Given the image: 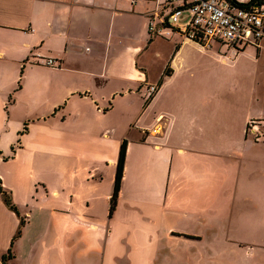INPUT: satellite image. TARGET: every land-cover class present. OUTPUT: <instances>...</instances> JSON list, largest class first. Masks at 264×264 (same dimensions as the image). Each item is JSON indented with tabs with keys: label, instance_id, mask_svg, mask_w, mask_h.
<instances>
[{
	"label": "crops",
	"instance_id": "crops-1",
	"mask_svg": "<svg viewBox=\"0 0 264 264\" xmlns=\"http://www.w3.org/2000/svg\"><path fill=\"white\" fill-rule=\"evenodd\" d=\"M168 8L0 0V178L18 210L0 192V264L9 250V264H164L172 240L217 229L194 221L231 214L253 161L249 121L264 117V48L230 47L214 73L191 70L176 41L190 13L163 27ZM160 38L168 47L152 72Z\"/></svg>",
	"mask_w": 264,
	"mask_h": 264
},
{
	"label": "rangeland",
	"instance_id": "rangeland-1",
	"mask_svg": "<svg viewBox=\"0 0 264 264\" xmlns=\"http://www.w3.org/2000/svg\"><path fill=\"white\" fill-rule=\"evenodd\" d=\"M176 34L178 46H182L178 63L188 64L191 70L200 63L206 74L220 69L212 64V58L216 60L221 57L230 49L228 45L214 43L208 49L178 31ZM182 37L186 39L180 41ZM166 47V40L160 38L148 53L152 72L161 62L159 54L165 53ZM182 57L187 61H182ZM231 81L236 82L237 77L233 76ZM250 128L247 127L249 135L246 137L253 143L245 152L248 155L249 151L253 161L248 162L246 173L242 174L240 189L231 205V214L226 219L207 220L203 225L194 221L192 224L202 228L209 226L217 229L201 234L203 239L199 241H186L183 238L172 240L168 252L172 259L164 264H264V126L258 127L255 132ZM258 130L259 138L256 140ZM184 223L189 226L187 220Z\"/></svg>",
	"mask_w": 264,
	"mask_h": 264
},
{
	"label": "built area",
	"instance_id": "built-area-1",
	"mask_svg": "<svg viewBox=\"0 0 264 264\" xmlns=\"http://www.w3.org/2000/svg\"><path fill=\"white\" fill-rule=\"evenodd\" d=\"M169 14L161 20L163 27L178 25L184 13H190L188 21L183 26L184 34L201 45L212 48L213 43L222 42L229 48L241 50L250 46L264 48V4L253 2L248 6L243 2L233 0H165ZM151 33L156 32L151 26ZM39 62L51 67L54 59L43 58ZM158 90L157 85L148 87L147 95L152 97ZM262 126L259 120H250L248 127L254 132ZM154 133L160 134L162 126L157 125ZM256 133V140L259 138ZM264 132V131H263Z\"/></svg>",
	"mask_w": 264,
	"mask_h": 264
},
{
	"label": "trees",
	"instance_id": "trees-1",
	"mask_svg": "<svg viewBox=\"0 0 264 264\" xmlns=\"http://www.w3.org/2000/svg\"><path fill=\"white\" fill-rule=\"evenodd\" d=\"M233 1L239 2V0H233ZM254 1L258 2L259 0H252L249 3H243V5L248 6L249 4L253 3ZM193 41L197 42V40H193ZM259 121L260 122H264V118L263 119H259ZM262 125L264 126V124H262ZM126 155H127V144H126V141H124L122 143V146H121V151H120L119 160H118V170L116 172V182H115V186H114L113 195H112V198H111V201H110V215L113 214V212H114V210L116 208V204H117L118 198H119L120 186H122V179H123L124 170H125ZM1 183H2V181H1V178H0V192H1L2 196H3V199H4L5 203L9 207H11L12 209L18 211L17 208H16V205L12 201L11 194L8 191H6V190H4L2 188ZM23 224H24V221L22 220V225ZM21 230H22V228L18 231V233H17L16 237H14V239L19 237V235L21 234ZM12 257H13L12 251L9 250V254L3 257V261L6 264H9L7 262V260L11 259Z\"/></svg>",
	"mask_w": 264,
	"mask_h": 264
}]
</instances>
